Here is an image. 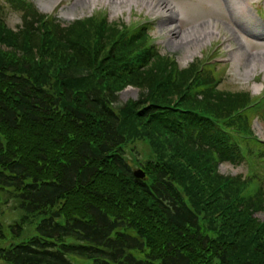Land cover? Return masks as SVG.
Returning a JSON list of instances; mask_svg holds the SVG:
<instances>
[{
    "label": "trees",
    "instance_id": "1",
    "mask_svg": "<svg viewBox=\"0 0 264 264\" xmlns=\"http://www.w3.org/2000/svg\"><path fill=\"white\" fill-rule=\"evenodd\" d=\"M8 1L23 23L14 30L0 17V190L24 213L15 238L37 224L0 258L264 264L256 97L220 91L217 69L198 58L180 69L144 26L98 11L63 26L30 1ZM130 86L138 98L119 104ZM245 162L254 177L219 172Z\"/></svg>",
    "mask_w": 264,
    "mask_h": 264
},
{
    "label": "rangeland",
    "instance_id": "2",
    "mask_svg": "<svg viewBox=\"0 0 264 264\" xmlns=\"http://www.w3.org/2000/svg\"><path fill=\"white\" fill-rule=\"evenodd\" d=\"M43 15H53L63 26L104 12L111 20H123L128 25H146L163 54L176 57L184 70L196 62L218 57L232 58L229 65L217 66L218 78L214 85L220 91L250 92L257 96L264 89V32L260 27L264 18V0H28ZM0 15L8 26L17 30L22 25V15L11 7L8 0H0ZM7 49V48H5ZM217 60L213 61L216 62ZM220 60H218L219 62ZM259 86V90L256 89ZM140 90L130 86L120 94L119 104L136 100ZM264 100V96H263ZM264 104V103H263ZM256 136L264 140V119L253 123ZM252 167L225 163L219 167L224 175L247 174ZM261 182L264 184L263 178ZM0 190V222L6 228V239L0 248L29 239L36 234V224H26L20 238L10 226L19 222L24 214L17 199L7 200ZM264 221V211L255 215ZM135 234V230L129 232ZM13 234V236H12ZM74 242V241H71ZM148 251V250H147ZM146 252L133 251L139 258ZM75 264H92L86 258L69 256ZM0 264H9L0 258Z\"/></svg>",
    "mask_w": 264,
    "mask_h": 264
},
{
    "label": "water",
    "instance_id": "3",
    "mask_svg": "<svg viewBox=\"0 0 264 264\" xmlns=\"http://www.w3.org/2000/svg\"><path fill=\"white\" fill-rule=\"evenodd\" d=\"M135 175L139 178H144L145 177V173L142 170H138L135 172Z\"/></svg>",
    "mask_w": 264,
    "mask_h": 264
},
{
    "label": "bare ground",
    "instance_id": "4",
    "mask_svg": "<svg viewBox=\"0 0 264 264\" xmlns=\"http://www.w3.org/2000/svg\"><path fill=\"white\" fill-rule=\"evenodd\" d=\"M126 2V0H124ZM128 2H135V0H127ZM259 86H256V89L259 90Z\"/></svg>",
    "mask_w": 264,
    "mask_h": 264
}]
</instances>
